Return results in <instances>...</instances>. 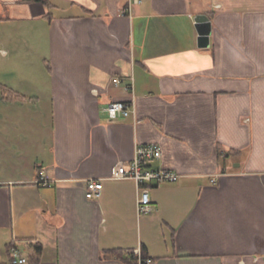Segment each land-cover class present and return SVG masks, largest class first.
Masks as SVG:
<instances>
[{"label": "crops", "instance_id": "1", "mask_svg": "<svg viewBox=\"0 0 264 264\" xmlns=\"http://www.w3.org/2000/svg\"><path fill=\"white\" fill-rule=\"evenodd\" d=\"M53 1L0 0V264H264V0ZM150 143L180 178L139 215L111 174Z\"/></svg>", "mask_w": 264, "mask_h": 264}, {"label": "built area", "instance_id": "2", "mask_svg": "<svg viewBox=\"0 0 264 264\" xmlns=\"http://www.w3.org/2000/svg\"><path fill=\"white\" fill-rule=\"evenodd\" d=\"M143 0H129L127 10L130 12L134 5L141 4ZM113 84L120 85L123 83L121 78H113ZM129 83V88H130ZM104 111L111 120L130 117L134 112V106L128 101H112L109 102ZM162 147L156 143L138 145L135 157L129 163L117 164L111 174L113 180H133L136 182L139 198H138V214L151 215L155 211V206L150 197V187L165 182H177L180 178L179 174L170 170L155 169L152 163L162 158ZM51 181L42 174L38 184L43 187L51 186ZM86 198L98 199L103 190V181L91 179L86 182ZM11 261L13 264H27L28 259L22 256V253L16 244L9 247ZM138 256L137 251L132 252Z\"/></svg>", "mask_w": 264, "mask_h": 264}, {"label": "water", "instance_id": "3", "mask_svg": "<svg viewBox=\"0 0 264 264\" xmlns=\"http://www.w3.org/2000/svg\"><path fill=\"white\" fill-rule=\"evenodd\" d=\"M196 25L200 35L199 46L207 47L209 45L211 35V24L209 18L206 15L197 16Z\"/></svg>", "mask_w": 264, "mask_h": 264}, {"label": "trees", "instance_id": "4", "mask_svg": "<svg viewBox=\"0 0 264 264\" xmlns=\"http://www.w3.org/2000/svg\"><path fill=\"white\" fill-rule=\"evenodd\" d=\"M23 1H32V2H37V3H41L44 7H46V8H48L49 10H52V9H54V8H56L57 7V5L55 4V2L53 1V0H23ZM52 14L50 13V14H48L47 15V18L48 19H51L52 18ZM2 88L0 87V90H1ZM41 250H42V246H39V245H37L36 246V251H37V253H40L41 252ZM130 255V254H129ZM133 256V255H132ZM147 255H146V248L144 247V249H143V253H142V262L143 263H145L146 261H147ZM127 261L128 262H130V263H133V262H135V261H137V260H135V258H131L130 257V259H127Z\"/></svg>", "mask_w": 264, "mask_h": 264}]
</instances>
